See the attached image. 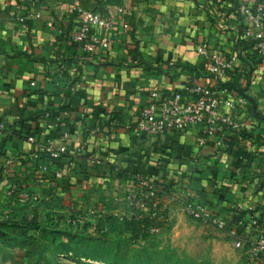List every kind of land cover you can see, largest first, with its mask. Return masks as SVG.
<instances>
[{
	"label": "crops",
	"instance_id": "1",
	"mask_svg": "<svg viewBox=\"0 0 264 264\" xmlns=\"http://www.w3.org/2000/svg\"><path fill=\"white\" fill-rule=\"evenodd\" d=\"M238 3L0 0V216L36 209L72 224L146 221L158 225L150 233L188 251L211 242L234 248L229 233L238 220L257 223L244 231L248 246L264 239V67L242 34ZM75 9L112 20L108 28L91 26L88 35L89 42L106 47L96 44L87 54L75 42ZM201 44L226 58L240 56L230 88L244 89L256 106L255 113L250 103L237 111L244 131L226 132L219 151L213 139L200 145L194 127L133 136L129 128L153 91L212 84L196 53ZM55 117L63 124L50 136L66 133L68 139L65 152L52 160L37 156L27 138L46 137ZM137 176L154 191L151 222L125 202ZM25 192L39 202L22 200ZM187 195L216 209L227 228L190 221L183 210Z\"/></svg>",
	"mask_w": 264,
	"mask_h": 264
},
{
	"label": "built area",
	"instance_id": "2",
	"mask_svg": "<svg viewBox=\"0 0 264 264\" xmlns=\"http://www.w3.org/2000/svg\"><path fill=\"white\" fill-rule=\"evenodd\" d=\"M238 11L243 17L242 34L245 40L252 45L258 64L264 67V1L239 0ZM78 16V32L75 42L82 46L85 53H92L96 44L106 47L104 42H89L90 27L100 25L108 28L112 20L102 19L99 14L75 9ZM22 21V20H21ZM196 53L207 63V74L211 85H197L186 88L182 92L163 93L153 91L147 103L139 110L137 122L129 128L135 137L161 136L166 133H180L188 128H197L200 132V145H205L210 139L214 140L217 151L225 148V133H242L245 123L237 116V111L246 106L248 101L239 95L238 90L230 88L233 73L240 60V56L223 57L219 52H211L207 45L201 44ZM34 86V84H32ZM241 90V89H240ZM244 90V89H243ZM56 124L47 126V136L37 139L33 136L27 141L35 147L36 154L44 155L57 160L65 152V142L68 135L63 133L60 138L50 137L56 128L63 124V119L55 117ZM5 132V124L0 123V135ZM36 156V157H37ZM98 163V162H97ZM59 178V175L57 176ZM137 187L125 197V202L137 213H147L149 217L156 218L149 212V201L154 197V191L147 180L137 176ZM14 191H11L13 194ZM188 200L183 204L185 215L196 223H202L217 230H224L228 223L219 215L216 209L200 205ZM22 200H29L33 204L39 202L37 195L22 193ZM257 223L253 221L251 226ZM230 231L233 247L241 250L247 264H264V239L247 245L244 231L251 226L242 221L235 224Z\"/></svg>",
	"mask_w": 264,
	"mask_h": 264
},
{
	"label": "rangeland",
	"instance_id": "3",
	"mask_svg": "<svg viewBox=\"0 0 264 264\" xmlns=\"http://www.w3.org/2000/svg\"><path fill=\"white\" fill-rule=\"evenodd\" d=\"M260 104L264 106L263 97H260ZM37 213V226L0 227V234L7 237L6 241L0 240V264H101L76 258L73 253H66L68 250L84 249L77 245V240H73V237L100 241L103 243L101 247L108 250L111 257L120 247L121 254L126 256L121 260V264H133L132 258L140 253L144 256L151 255L161 264H247L240 250L216 248L212 242L199 246L191 245L188 251L174 247L166 238L153 235L150 228L146 229V236H142L143 228L136 221H129L131 224L127 225H110L101 219L86 223L78 219L72 224V221L69 223V218H57L53 226H49L44 223L43 212ZM21 217V214H1L0 221L8 222L11 218L17 219L16 223H19ZM47 219L54 218L48 216Z\"/></svg>",
	"mask_w": 264,
	"mask_h": 264
},
{
	"label": "trees",
	"instance_id": "4",
	"mask_svg": "<svg viewBox=\"0 0 264 264\" xmlns=\"http://www.w3.org/2000/svg\"><path fill=\"white\" fill-rule=\"evenodd\" d=\"M259 1L262 2L264 0H259ZM235 6H236V8H238V4H235ZM230 87H232L233 89L235 88L234 86H231V85H230ZM50 137H54V136H50ZM21 216H22L20 219L21 221L18 220V221H20L19 223H21V224L16 223L17 219H11L10 218L8 222L7 221L6 222L0 221V227H3V226H11V227L16 226L17 227V226H30V225L37 226V221H38L39 215H38L36 209H32V211L30 212L29 215L21 214ZM16 218H18V217H16ZM47 218L48 217L44 218V221H45L44 223L46 225L48 224L49 226H53L55 221H57L59 219V218L57 219V217H53L54 219H52L53 220L52 221V220H49ZM143 218L150 221V222L152 220H154L153 218L149 217L148 215L147 216L145 215V217H143ZM10 220H12V221H10ZM129 224H131V223H129ZM139 225L142 226V228H143L142 236H146V229L147 228H150V227L157 228L158 227V225H156L155 223L150 224L149 222H146V221L139 223ZM86 226L87 225H85V228H86ZM72 239L77 240L76 241L77 245H79L81 248H84L82 251H80L79 249H73V250L66 251V253H73L76 258L95 262V263H101V264H121V260L126 257L125 255L121 254L122 250L120 249V247H118L115 250L114 256L111 257L108 250L103 249L101 247L103 243L101 244V242L98 240L92 241V240L86 239V238L75 239L74 237ZM0 240L6 241L7 237H4V236H2V234H0ZM30 240L33 241V239H30ZM104 244H107V242H104ZM63 253H61V254H63ZM142 253H144V252H142ZM132 259H133V264H161L156 259H153L151 257V255L150 256H144V255H141V253L134 256Z\"/></svg>",
	"mask_w": 264,
	"mask_h": 264
},
{
	"label": "water",
	"instance_id": "5",
	"mask_svg": "<svg viewBox=\"0 0 264 264\" xmlns=\"http://www.w3.org/2000/svg\"><path fill=\"white\" fill-rule=\"evenodd\" d=\"M238 93L240 96H242L243 98H245L248 103H250L253 107V111L255 113V110H256V106H255V102L252 100V98H250L248 95H246V91L241 89V90H238ZM262 120L264 121V118H262Z\"/></svg>",
	"mask_w": 264,
	"mask_h": 264
}]
</instances>
